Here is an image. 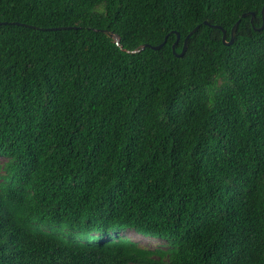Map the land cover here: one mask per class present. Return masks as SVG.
<instances>
[{"label": "trees", "instance_id": "1", "mask_svg": "<svg viewBox=\"0 0 264 264\" xmlns=\"http://www.w3.org/2000/svg\"><path fill=\"white\" fill-rule=\"evenodd\" d=\"M263 5L0 0V264H264Z\"/></svg>", "mask_w": 264, "mask_h": 264}, {"label": "water", "instance_id": "2", "mask_svg": "<svg viewBox=\"0 0 264 264\" xmlns=\"http://www.w3.org/2000/svg\"><path fill=\"white\" fill-rule=\"evenodd\" d=\"M247 15H250V22H251V24L253 25L254 14H253V13H245V14L242 15V17L247 16ZM261 18H262L261 26H260L259 28H256V29H258V30H260V29H262V28L264 27V5H263V7H262V9H261ZM238 22H239V21H237V22L233 25V27H232V29H231V32H230V38H229L228 41H226V39H225V38H226L225 31L222 30V43H223L224 45H231V44L233 43V41H234V37H235V36H234V35H235V30H236V27H237V25H238ZM204 24H207V22H204ZM207 25H208V24H207ZM213 27L220 28L219 26H213ZM52 29H53V28H52ZM54 29H62V28H54ZM196 29H197V27H194V28H193V29H192V30H191V31L185 36V38H184V40H183V44H182V49H181L180 53L177 54L178 56H182V55L184 54V52H185V50H186L187 40H188V38L191 36V34H193V33L196 31ZM103 32H104L107 36H109L110 38H112L116 45H119V46H120L119 38H118L117 35L113 34V33L110 32V31H107V30H103ZM177 39H178V35H177ZM164 42H165V39H164V41H163L162 43H160V44H158V45H154V46H150V45L144 44V45H141L140 49H142V48H144V47H150V48H152V49H159V48L164 44ZM138 50H139V49H136V50H133V51H131V52H137ZM127 52H128V51H127ZM172 52L175 53V51H174V45H172Z\"/></svg>", "mask_w": 264, "mask_h": 264}, {"label": "rangeland", "instance_id": "3", "mask_svg": "<svg viewBox=\"0 0 264 264\" xmlns=\"http://www.w3.org/2000/svg\"><path fill=\"white\" fill-rule=\"evenodd\" d=\"M2 161L3 159L0 158V164L2 163ZM127 236L131 238L132 240L138 242L141 246L147 247V248L154 247L158 245V243H160V241L152 239L150 237H142V236H139L133 233H129L127 234Z\"/></svg>", "mask_w": 264, "mask_h": 264}]
</instances>
